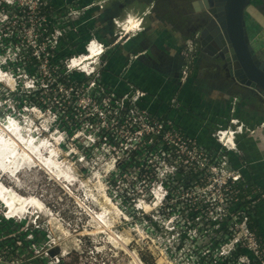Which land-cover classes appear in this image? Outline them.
<instances>
[{"label": "built area", "instance_id": "2783aa9c", "mask_svg": "<svg viewBox=\"0 0 264 264\" xmlns=\"http://www.w3.org/2000/svg\"><path fill=\"white\" fill-rule=\"evenodd\" d=\"M48 1L49 5L45 0H0L2 33L12 28V40L21 38L20 43H15L19 48L18 53L21 52V56L15 55L19 56L18 62H25L23 54L28 49L31 63H35L52 84L55 80L51 75L56 74L59 67L64 74L76 73L85 77V84H81L78 89L70 85L67 89L55 85L56 90L62 89L60 93L67 90L66 95H73L74 98L85 92V110H91V116L100 121L107 115L113 116L114 125L128 127L130 136L134 135L138 140L132 141L135 142L134 147H125L128 157L139 154V151L152 154L157 146L156 151L162 154L159 159L164 160L166 168L158 176L168 185L163 186L159 182L150 190L153 199L151 207L154 209L145 221L150 227L147 229L150 245L153 246L162 237L171 242L174 240L173 249L176 253L195 254L191 258L193 264H208V254L214 258L231 260L237 251H246L258 264H264V244L256 237L255 231L248 228L256 203L253 201L255 196H251L253 192L249 180L242 174L247 171V163L242 159L237 144L239 137L252 138L257 131L264 133V121L251 126L235 118L234 106L237 100L232 98L227 119L223 124L209 128L207 144L201 146L196 138L185 135L170 119L150 114L149 109L141 103L147 98L146 93L129 85H126L123 93H117L115 88L101 83L105 53L127 43L142 31V17L149 13L147 9L142 12L141 18L128 15L122 20L112 18L107 44L96 38L93 30H88L82 51L66 55L60 62L48 66L49 60L76 42H69L68 37L76 35L78 27L83 23H89L85 12L92 8L102 11L105 4L112 0H91L84 6L70 3L68 8L54 4V0ZM196 48L194 38L185 44L182 52L184 62L178 79L182 85L191 75ZM83 57L85 63L81 65ZM2 80L0 77V82ZM25 84L30 88L35 85L32 80L30 83L25 81ZM263 102L260 106L264 111ZM256 201L264 206L262 188L258 189ZM135 208L143 212L142 202L137 203ZM147 208L150 206L147 205ZM17 222L16 212H9L6 202L0 199V264H23L19 258L23 242L18 232L13 233L11 225L23 230ZM202 232L207 233L203 235ZM195 234L208 242L200 245L197 241L189 245ZM120 236L115 235L116 238ZM33 237L35 235H31L30 239ZM237 258L248 264L245 256ZM49 259H52L50 264H57L61 260L56 255L49 256Z\"/></svg>", "mask_w": 264, "mask_h": 264}, {"label": "rangeland", "instance_id": "374dc122", "mask_svg": "<svg viewBox=\"0 0 264 264\" xmlns=\"http://www.w3.org/2000/svg\"><path fill=\"white\" fill-rule=\"evenodd\" d=\"M25 1L33 2V0ZM45 1L49 5V1ZM116 1L122 2L123 0L108 2L106 9ZM58 2H56L58 6L65 8H68L67 6L72 3L70 0H58ZM88 2L89 0H84L80 3ZM98 12L101 11L92 8L85 12V18ZM127 15L141 18L142 12L138 11L136 15L125 13L117 18L122 20ZM103 18L104 15H100V21ZM2 19V14H0V69L2 70L0 75H3L2 78L6 80L0 82V117H10V120L19 125L26 123L25 131L28 130L29 124L31 126L30 133L26 137L29 140L34 138L35 142H46L51 134L57 135L58 141L56 140L54 147L57 150V158L61 162L60 169L63 174L65 169L71 179L70 182L63 183V180L59 178L56 180L49 176L48 179L44 173L37 174L36 199L40 204L39 210L49 217L39 216L36 224H32L33 219L30 220L29 217V220L24 221V216L18 218L19 222L17 223L23 230L11 224L13 233L18 232L23 242L19 256L23 260V264H42L39 262L41 259L45 261L44 264H50L52 259H49V256L52 255L61 259L57 264H131L133 258L119 250V245L124 240H126V248L140 262V258L143 257L151 259V264H157L159 259L161 264H193L191 258L195 254L176 253L173 249L174 240L171 242L162 237L152 246L147 238V236L150 237L147 230L150 227L145 221H147V217L151 216L150 212L154 209L151 207L153 199L150 197V190L159 182L163 186L168 185L158 176L159 172L166 171V168L164 160L159 159L162 154L156 151L157 146L154 147L152 154L139 151V154L128 158L125 147L129 145L134 147L135 142L132 141H138L134 135L130 136L129 128L114 125L113 116L107 115L103 121L91 116V110H85V92L74 99L66 95L67 90L62 93V96H56V93L63 90H56L55 84L47 86L48 81L49 85L52 82L46 74H43L42 70L37 69L35 73H31L34 76L32 78L28 76L23 63L18 62L19 56H15L19 54L21 56V52L18 53L19 48L15 46L16 41L21 42V38L12 40L10 33L12 28L10 27L2 33ZM88 28V24L85 23V29L78 27V33L68 37L69 42L76 41L73 45H78L80 51H82L84 40L81 42L79 39L84 36L85 40L87 39ZM255 46L259 47V43H256ZM23 56L26 63H31L28 49H25ZM103 60H105V66L101 70V83L112 84L111 79L115 72L117 75L113 79H125L124 69L119 66L120 64L124 65V60L119 62L114 49H109ZM33 69L35 68L33 67ZM31 80L36 81L39 84L38 88L41 89L37 99H34L38 101L42 111L38 107L28 106L29 104L25 103L27 98L24 97V94L32 93L35 90L33 88L35 85L32 88L24 85L25 81L30 83ZM145 101L150 105L155 104V100L150 97H147ZM166 106L175 110L178 108V102L172 97L167 100ZM262 111L260 115L264 116V111ZM193 112L189 111L188 114L192 115ZM175 115H177L176 112ZM177 118L185 132L196 138L199 145L206 144V131L199 121L185 115L177 116ZM211 125V123L208 124L209 127ZM27 173H30V170ZM17 177L19 181L16 184L22 186L18 193L28 196L30 179L28 176L20 178L17 175ZM252 177L255 176L250 174L249 179ZM2 179L4 187H12V184L7 182L4 177H1ZM259 179L260 177H256V180L255 178L249 180V186L253 192L251 196H255L253 201L256 204L260 202L256 201V194L260 188L257 186ZM101 195L108 197L114 205V210L110 211L104 222L105 226L109 227L108 231L93 236L91 234L99 227L90 224V221L92 216L100 211L101 206L99 207L98 204L102 202ZM134 195L137 196L133 197ZM141 202L143 212L135 210L136 204ZM147 205L150 208H147ZM144 213H146L145 216ZM257 229L256 231L259 232ZM202 233L206 235L207 232ZM31 235H35V237L30 239ZM115 235L121 236L116 238ZM161 235L163 236V234ZM165 236L167 237V234ZM259 236L262 237L260 233H256V237ZM110 237L112 240L109 239ZM197 241L200 245L208 242V240H201L196 235L189 245L192 246ZM207 259L210 261L208 264H245L243 259L225 260L220 257L214 258L211 254H208ZM141 264L143 263L141 262ZM194 264H198V262Z\"/></svg>", "mask_w": 264, "mask_h": 264}, {"label": "crops", "instance_id": "0c3cea01", "mask_svg": "<svg viewBox=\"0 0 264 264\" xmlns=\"http://www.w3.org/2000/svg\"><path fill=\"white\" fill-rule=\"evenodd\" d=\"M70 1L77 6L85 5V3H80L84 0ZM56 2L59 3L58 0H54L56 5ZM90 2L91 0L88 3ZM172 3L169 0H130V5L118 17L124 13L136 15L138 11L144 12L146 9L149 10V13L143 17L141 22L143 31L139 33L140 38L133 41L131 39L114 49L119 62L124 60V65L120 64L119 66L124 69L125 79H113L117 75L115 72L111 79L113 83L103 84L115 88L117 93H123L126 90V85L146 93L147 97L155 100V104L150 105L143 100L141 101L143 106H146L152 115L173 120L175 125L187 136L192 137L180 125L177 116L185 115L199 121L206 131V144L209 128L213 125L223 124L227 119L232 98L237 100L234 106L235 118L251 126L264 121V116H261L260 112L250 104V95L245 94L242 90L231 85L228 80L223 79L220 71L216 73L215 69L206 66L204 57H201V60L199 57L197 58L198 62L193 71V76L189 77L183 85L179 83L178 79L171 78L169 69L175 65V57L184 50L181 41L183 19L172 8ZM107 4L101 12L92 14L88 23V30H93L95 37L105 44L109 43V29L111 28L107 26L105 17L107 11L112 10L115 5L112 3V6L106 9ZM100 15H104L102 21H100ZM83 24L80 27L85 29V23ZM172 97L178 102V108L175 110L166 106L167 100ZM189 111L194 112L189 115ZM209 123L212 124L210 127L208 126ZM200 141L203 143L202 140ZM237 144L242 159L247 163L246 177L248 180L254 178L256 180V177H260L257 180V186L264 188V133L257 131L252 138L239 137ZM250 174L255 177L249 179ZM254 210L251 215V222L255 221V227L258 228L262 236L258 238L264 242L263 207H257L256 204Z\"/></svg>", "mask_w": 264, "mask_h": 264}, {"label": "water", "instance_id": "95a60500", "mask_svg": "<svg viewBox=\"0 0 264 264\" xmlns=\"http://www.w3.org/2000/svg\"><path fill=\"white\" fill-rule=\"evenodd\" d=\"M246 2L247 0H241L231 9L228 6L222 9V5L204 6L199 9L194 8L192 4L171 5L182 19L194 27L189 36L198 40L200 53L211 60L215 72L220 71L231 85L245 94H252L261 103L264 101V64L257 60L247 43L241 18V11ZM114 4L105 17L108 27L110 20L117 18L130 5V0ZM136 38H140L139 34L133 37L132 41L137 40ZM220 62L222 65L218 64Z\"/></svg>", "mask_w": 264, "mask_h": 264}, {"label": "bare ground", "instance_id": "6f19581e", "mask_svg": "<svg viewBox=\"0 0 264 264\" xmlns=\"http://www.w3.org/2000/svg\"><path fill=\"white\" fill-rule=\"evenodd\" d=\"M85 63V57L82 58L81 65ZM0 77H4L3 75H0ZM2 80L1 82H5ZM24 126H26V123H24ZM24 126H21L17 124L15 121H9L8 126L3 128L0 126V172L9 174L11 177H14L16 175H13L16 170H19L17 174L21 173L23 170H37L39 166L43 169L44 167L40 164L46 166L48 170H50V173L46 172L49 176L52 178H55L56 180L59 178L60 180H63L64 182H70V176L68 172L64 169V174L61 172L62 169H60L61 162L58 160L57 156V150L55 149L56 140L58 141V136L51 134L48 138V144L44 141L42 142H35L34 138L32 140L27 139V134L30 133L29 128L31 126L28 124V130L25 131ZM35 142V143H33ZM50 149L51 151L48 152L49 158L46 157V154H44V158L42 156V153L47 152L46 150ZM44 151V152H43ZM23 173V176H28L30 179L29 181V187H28V196H23L18 193V190L22 189V186L15 187L13 182H11L12 187H4L3 181L0 178V199L4 200L6 202V205L8 207L9 212L12 214L16 212L17 216H20L21 214H38L40 204L36 199V185H37V174L33 173ZM52 174V175H51ZM62 182V181H61ZM100 199L102 200L101 203L98 204L100 207V211L95 213L92 216V220L90 221V224L96 225V227H99L96 229L95 232H93L91 235H100L104 234L108 231L109 227L105 226L104 222L106 218L108 217V214H110L111 210H114V205H112V202L108 199V197L101 195ZM49 216H45L47 218ZM104 224V226H102ZM106 230V231H105ZM89 235V236H91ZM112 240V237L109 238ZM126 240L121 242V245H119V250L124 252L129 257L133 258V262L131 264H141L140 261H138L135 256L126 248ZM159 261H161L159 259ZM157 262V264H161V262Z\"/></svg>", "mask_w": 264, "mask_h": 264}, {"label": "flooded vegetation", "instance_id": "af4514ba", "mask_svg": "<svg viewBox=\"0 0 264 264\" xmlns=\"http://www.w3.org/2000/svg\"><path fill=\"white\" fill-rule=\"evenodd\" d=\"M169 1L180 4V5H184V6L192 4L193 7L196 9L203 8L204 6L209 7L211 5L212 6L222 5L221 6L222 9L228 6V8L231 9L241 2V0H169ZM241 18H242L243 28L245 30V35L247 37V43L249 44V46L255 53L257 60L261 64H264V0H247V2L242 8ZM183 23L184 25L181 27L183 29L181 41L183 43V48H184L185 44L189 40L192 39L189 36V34L193 32L194 27L191 24L187 23L185 19H183ZM141 27L143 31V26ZM195 43L197 45V48H196L197 52H195L194 57H193L192 70H191L190 77L193 76L194 74L193 71L195 70V66L198 62V59H197L198 57H199V60H201V57H204L206 66H210L211 68H213L211 66L212 65L211 60L207 56L200 53L198 40H195ZM256 43H259V47L255 46ZM183 62H184V56L181 52V54L175 57V65H173L172 68L169 69L170 76L172 79L174 80L179 79L180 69H181V66L183 65ZM218 64L222 65L221 62ZM208 70L210 69L208 68ZM222 76H223L222 78L224 79L225 75L222 74ZM216 77L217 76L215 75V78ZM218 80L220 79L218 78ZM220 81H223V80L221 79ZM250 96H252V94H250ZM262 190L264 191V188H262Z\"/></svg>", "mask_w": 264, "mask_h": 264}, {"label": "trees", "instance_id": "16d2710c", "mask_svg": "<svg viewBox=\"0 0 264 264\" xmlns=\"http://www.w3.org/2000/svg\"><path fill=\"white\" fill-rule=\"evenodd\" d=\"M84 38H85V36H84ZM84 38H80L79 41H83ZM73 44L74 43L70 44L69 48L66 49L65 51H63L61 54H58L57 57H55L54 59L49 60L48 66H51V65H54V64L60 62L62 57L66 56V55L73 54V53H79L80 50H79L78 45L76 46V45H73ZM23 65H24V70L27 72V75L30 76L31 78L34 77L31 73H35L37 71V67L35 66L36 64L35 63L34 64L33 63H26V61H25V62H23ZM33 67L35 69H33ZM51 76H54V80L55 81H54L53 84L51 83L50 85H49L50 82L48 81V84H46L47 86H52V85L55 84V85H58L59 87H61L63 89H67L68 86L70 85L72 87H75V89H78L81 84H85V77H83L80 74H76V73L64 74L61 67L58 68V70L56 71V74H54V75L52 74ZM33 82L35 84L36 89L34 91H32V93H27V94L25 93L24 94V97L27 98L25 103H26V105L29 104L28 106L38 107L42 111V107L39 106L38 101H36L37 96L40 94V90L41 89L38 88L39 84L36 81H33ZM40 88H42V87H40ZM59 95L62 96L63 94L62 93H56V96H59ZM30 96H31V98H29ZM34 98H36V99H34ZM70 98L74 99L73 95H70ZM249 100L251 101L250 104L256 110H258L259 112L262 111L261 107H260V102H259V100L256 97H254L252 95V96H250ZM132 156L133 155H130L128 158H130ZM242 174H243V176H246V171H243ZM136 196L137 195H134L133 197H136ZM262 202H264V201H262ZM259 206L263 207V211H264V206L260 205V204H257V207H259ZM254 224H255V221L252 224L249 223L248 224V228H249V230H254L255 231V235H256V233L259 234L260 232L256 231L257 228L254 226ZM262 243L264 244L263 240H262ZM238 256H245L248 259V264H258V262L256 260H254L253 257L246 251H237L235 254H233V259H236ZM25 260L27 261V258H25ZM140 260H141V262L143 264H151L152 263L151 259H145V258L141 257ZM39 262H42V264H44L45 261L43 259H41Z\"/></svg>", "mask_w": 264, "mask_h": 264}, {"label": "clouds", "instance_id": "9594fccd", "mask_svg": "<svg viewBox=\"0 0 264 264\" xmlns=\"http://www.w3.org/2000/svg\"><path fill=\"white\" fill-rule=\"evenodd\" d=\"M9 121H12V120H9L8 119V124H9ZM7 124V125H8ZM40 129L41 130H43L41 127H40ZM46 143L48 144V139H47V141H46ZM48 150V152L49 151H51L50 149H47ZM48 152H47V158H49V154H48ZM43 158H44V156H43ZM41 166H43L44 168L42 169L40 166H39V168L35 171V170H30V174H33V173H36V174H38V173H44V174H46V172H48V173H50V170H48L47 168H46V166H44V165H42V164H40ZM26 171V170H25ZM24 170L21 172V173H19V174H17V172H19V170H16V172L13 174V175H16V176H14V177H11L8 173L7 174H5V173H1L0 172V178L1 177H4V179L7 181V182H9V183H11V182H13L14 184V186L15 187H20L21 185L20 184H16V182H18L19 181V178L17 177V175H19V177L21 178V176H23V173L25 172ZM27 171H29V170H27ZM26 171V172H27ZM47 175V174H46ZM52 175V174H51ZM48 176V175H47ZM2 181H3V179H2ZM30 182V181H29ZM65 183V182H64ZM4 184V183H3ZM5 186V185H4ZM29 186V185H28ZM66 186H69V185H66ZM11 188V187H10ZM38 188V181H37V185H36V189ZM35 193H36V190H35ZM24 216V218H23V221L24 220H29L28 219V217L30 218V220L31 219H33V223L32 224H36L37 222H38V219H39V216L40 217H45V216H47V214L46 213H44L43 211L41 212V210L39 211V213L38 214H34V215H31V214H26V213H24V214H21L20 216H18V218L20 219L21 217H23ZM36 220V222H34Z\"/></svg>", "mask_w": 264, "mask_h": 264}]
</instances>
